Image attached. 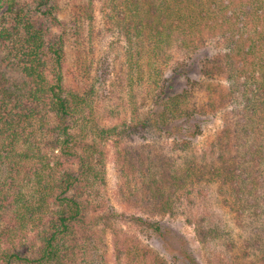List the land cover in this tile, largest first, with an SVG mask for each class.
Masks as SVG:
<instances>
[{
	"label": "trees",
	"instance_id": "16d2710c",
	"mask_svg": "<svg viewBox=\"0 0 264 264\" xmlns=\"http://www.w3.org/2000/svg\"><path fill=\"white\" fill-rule=\"evenodd\" d=\"M59 8L0 0V264H107L96 256L109 234L116 264H200L114 225L164 236L154 217L194 196L230 217L202 214L200 243L223 239L228 264H264V0H110L105 32L118 35L116 79L133 113L110 127L93 89L66 82ZM216 112L221 128L198 148ZM110 139L119 197L152 219L97 202Z\"/></svg>",
	"mask_w": 264,
	"mask_h": 264
},
{
	"label": "rangeland",
	"instance_id": "374dc122",
	"mask_svg": "<svg viewBox=\"0 0 264 264\" xmlns=\"http://www.w3.org/2000/svg\"><path fill=\"white\" fill-rule=\"evenodd\" d=\"M109 1L59 0V16L68 24L66 82L75 88L93 89L94 92L91 97L95 101L94 108L97 120L101 126L106 127L122 120L130 121L133 115L132 105H129V94L116 79L120 73L117 64H114L120 60V54L114 53L120 49L116 48L117 45L114 44L119 41L118 35L115 31L113 35L105 32V26H108L105 24V14L113 11L109 8ZM106 63L109 65L108 69L111 71V76L108 80L106 78L103 83L101 76L105 71ZM221 125L222 113L210 114L207 123L203 126V135L195 141L198 148L205 147L221 128ZM102 144L107 152L106 182L101 186L100 198L97 202L118 213L125 212L130 215H140L149 220L152 219L150 213L130 208L121 200L117 191L120 179L116 175L117 168L114 165V151L116 149L114 140L103 141ZM191 198L193 201H184L185 204L179 206L174 215H156L154 217L162 222L164 228L168 229L164 236H160L153 230L137 226L131 220L124 221L116 218L114 225L138 238L143 245L157 250L167 259H170L168 256L170 251L179 254L184 250H190L200 264H228V254L225 252L226 247L223 239L202 244L198 241L195 231L197 221L202 217V214L207 213L210 219L214 217L218 219V215L228 217V212L227 215L222 212L218 213L215 202H211L210 197L208 199H200L197 196ZM228 218L230 219V217ZM106 240L108 246L100 248L96 257L104 258L107 264H116L112 251L113 246L110 243V234L107 235Z\"/></svg>",
	"mask_w": 264,
	"mask_h": 264
}]
</instances>
